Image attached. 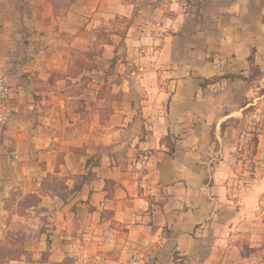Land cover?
I'll return each mask as SVG.
<instances>
[{
  "label": "crops",
  "instance_id": "crops-1",
  "mask_svg": "<svg viewBox=\"0 0 264 264\" xmlns=\"http://www.w3.org/2000/svg\"><path fill=\"white\" fill-rule=\"evenodd\" d=\"M0 65L10 264H264V0H0Z\"/></svg>",
  "mask_w": 264,
  "mask_h": 264
},
{
  "label": "rangeland",
  "instance_id": "rangeland-1",
  "mask_svg": "<svg viewBox=\"0 0 264 264\" xmlns=\"http://www.w3.org/2000/svg\"><path fill=\"white\" fill-rule=\"evenodd\" d=\"M249 76L253 85L256 84V86H258L257 88H259H254L256 92L258 94H264V71L260 70V68L256 69L255 67H252ZM261 103V108L264 107V101H262L257 102V105H255L254 108H256V110L261 109L259 107ZM257 116L255 122H257V124H264V116L260 118ZM250 131L251 133L247 136L249 146L246 147L245 152L242 150L243 154L247 156L254 151L255 137L252 135L253 130L251 129ZM248 180V178H245V180L242 181V184L245 185ZM53 183L56 185L55 181H53ZM9 200L5 203L6 212L0 211L2 213L0 214V240L4 244L3 247L6 248L0 249V252H3V256L6 257L25 254L22 242H26L27 232L35 238L37 234L40 233L41 229L46 227L48 222L47 217L49 216L48 213H45L42 207L37 206L35 198L25 197L17 201L18 199L13 197V199L9 198ZM28 205H34L36 208L33 210H26L25 207Z\"/></svg>",
  "mask_w": 264,
  "mask_h": 264
},
{
  "label": "built area",
  "instance_id": "built-area-1",
  "mask_svg": "<svg viewBox=\"0 0 264 264\" xmlns=\"http://www.w3.org/2000/svg\"><path fill=\"white\" fill-rule=\"evenodd\" d=\"M18 112V106L12 101L5 71L0 65V123H6L10 117L16 115Z\"/></svg>",
  "mask_w": 264,
  "mask_h": 264
},
{
  "label": "trees",
  "instance_id": "trees-1",
  "mask_svg": "<svg viewBox=\"0 0 264 264\" xmlns=\"http://www.w3.org/2000/svg\"><path fill=\"white\" fill-rule=\"evenodd\" d=\"M256 69H258L257 66H255ZM223 124H222V128H223ZM256 142V141H255ZM32 198H35L36 199V203H38L39 199L36 197V196H31ZM36 205V204H35ZM24 247L26 245V242H22ZM4 244L2 242H0V249H6L5 247H3ZM9 250V249H7ZM21 256V255H20ZM20 256H3V252H0V264H9V262L11 260H18ZM7 261V262H6Z\"/></svg>",
  "mask_w": 264,
  "mask_h": 264
}]
</instances>
